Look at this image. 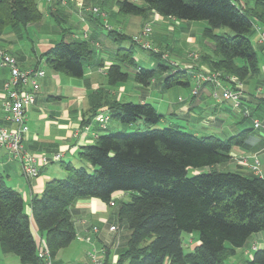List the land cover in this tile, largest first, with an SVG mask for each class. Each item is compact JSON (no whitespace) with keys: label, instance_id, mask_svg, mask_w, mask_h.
<instances>
[{"label":"trees","instance_id":"1","mask_svg":"<svg viewBox=\"0 0 264 264\" xmlns=\"http://www.w3.org/2000/svg\"><path fill=\"white\" fill-rule=\"evenodd\" d=\"M38 1L0 0V39L8 32L21 39L24 30L39 24L43 13ZM90 2L104 11L115 6L122 15L148 19L157 14L165 19L204 21L207 26L202 37L212 42L215 58L203 55L202 64L243 82L260 76L251 38L256 35L255 24L264 27V0H84V8ZM51 15L59 23L67 20L61 19L57 11H51ZM85 18L104 26L102 17L92 12ZM222 27L231 29L234 35H217L216 30ZM60 30L61 40L39 54L37 64L43 62L45 69L72 78H83L91 65L101 67L93 49L95 36L78 38L73 37L71 28ZM116 35L118 41L130 39L108 29V36L115 39ZM148 51L159 60L157 70L141 67L132 55V47H119L106 69L108 86L115 88L131 78L142 88L155 81L164 89L190 87L192 72L167 67L161 63L162 52ZM88 99L90 109L88 117L83 118V127L93 121L98 109L107 107L111 122L131 126L143 120L152 129L99 135L94 144L82 147L78 154L80 160L91 165L90 172L63 164L67 176L45 184L41 196L31 200L30 215L22 194L9 187L0 174L3 254L17 256L22 264H44L38 254L32 218L38 232L45 235L46 247L56 264L59 251L70 246L77 236L71 215L73 205L83 198L110 204L118 192L131 197L129 202H121L117 211L119 223L127 226L130 236L115 264H226L252 235L264 231V178L238 170L214 169L229 164L234 149L245 148L254 128L228 139L199 137L171 127L156 129L163 115L152 104L124 103L102 88ZM246 109L249 110L244 106L242 110ZM204 167L211 170L188 177L189 168ZM184 232L199 234V244L189 253L183 250ZM103 259L104 264H109V250ZM246 264H264V249L257 250Z\"/></svg>","mask_w":264,"mask_h":264},{"label":"crops","instance_id":"2","mask_svg":"<svg viewBox=\"0 0 264 264\" xmlns=\"http://www.w3.org/2000/svg\"><path fill=\"white\" fill-rule=\"evenodd\" d=\"M81 1L82 0H76V6L74 5V2H71L70 5L74 8L76 14L80 16L84 22V32L87 31L89 35L95 36L97 42L94 46L97 47L98 45L100 48L103 45V36L98 32V29L101 26H99L97 23H91L87 21L85 17L89 12L87 10H85L86 12H80L77 6ZM109 10L110 16L118 17V9L115 6ZM106 14L108 17V13ZM151 17L153 19L157 17L160 22H162V20L165 21V18L157 14L151 15ZM119 25V27H123L122 23L120 22ZM182 31L190 35L188 41H186L187 45H197V42L200 44V46L201 44L204 46L206 45V43L199 41L198 38L196 39L194 37L195 31L191 25L183 28ZM76 33L78 32H73V36H78ZM42 42L43 50L39 54L45 52L54 44L53 41ZM0 46L6 49L9 53L13 55L15 54L18 57L19 66L22 69H33L35 66L39 65V68L45 70L46 72L45 77L40 80L41 90L37 96L36 103L27 110V123L29 126V132L24 139V147L26 151L39 159V176L36 178H27L22 172L20 162L13 158L11 154H9L5 149L0 148V174L4 177L9 187L22 194L25 201L26 212L30 215L31 200L35 196H41L45 184L50 180L56 178H65L67 176V172L62 167L63 164L70 163L74 167L79 165L80 167H84L87 170L92 169L90 164L80 160L78 154L82 147L94 144L98 136L105 133H103L104 130L100 129L94 121L85 127L82 126V121L84 117H88V111L90 109L88 97L92 92L100 88L110 90L111 93L114 92L108 86L107 78L106 82H104L102 76L106 77V67L108 68L111 65L115 58L116 51L114 52L109 50L110 53L108 52V57L105 58L103 54L104 50L101 49L102 55L99 56L98 60V63L101 65V67L96 68L93 65L89 66L83 77L84 83H78L72 79L62 76L61 73L51 72L50 70L45 69L43 62L37 64L38 55H36V53V62H31L32 59L28 58L25 53L22 52L20 48H18L17 41L11 33H7L0 39ZM256 47L260 52V56L258 55L260 76L257 79H250L245 83L243 105L249 108L251 104H255L257 106L258 112L254 113L251 109L252 116L247 118L243 115V113L235 112L231 103L229 102L223 101L213 103L211 102L213 99V88L210 85H204L199 95L196 97H192L190 92L185 99L178 97L177 101L181 103L178 107H174L173 104H169V115L177 118L183 116L186 118L196 119L200 122V124L204 125L205 129H207L206 127L211 126L212 128L210 129L218 131L221 134L232 132L230 128L232 127L231 125H235V123L242 124L245 123V121H248L251 124L250 126L253 128V120L255 119L264 123V98L258 96L257 93L258 89L264 86V51L262 50L261 45L256 44ZM199 69L208 70L205 65H200ZM195 71L198 70L194 69L192 72L194 73ZM166 75L167 74H163V76ZM9 78L10 75L8 69L0 68V126L12 128L14 127L13 124H10L4 120L5 112L3 109V104L6 99V93L3 89V84ZM252 81L255 82V86L252 85L250 88H247L246 84H249ZM152 85L154 87H162L159 81L153 82ZM117 87H119V90L122 89V92L126 91L125 87ZM190 89L191 86L189 87V91ZM115 93L117 92H114V94ZM145 100L146 99H143L141 103H147ZM204 103H206L208 106L205 111H203L204 109L202 108ZM105 108L107 107H101L98 109V112ZM258 113L261 114L258 115ZM230 115H232L233 120H231ZM121 127L122 126L118 122L114 124L113 122H110L106 131L108 129L118 131L121 129ZM232 129L239 130V128H235V126ZM249 129L252 128L247 127L244 130ZM193 132L196 135L198 134L195 131ZM55 154L62 155L59 162L53 161ZM254 155L258 156L262 166V174L259 176L264 178L263 130L254 129V132H252L248 138L245 148H236L233 151V157L237 158L243 157L249 158V160H251ZM42 158H45L47 162H43ZM232 161L234 162L235 160L233 159ZM54 163L58 164V168L52 166ZM234 166L239 167L236 168L238 171L249 174L252 173L245 170L242 165H237L235 162ZM250 175L255 174L252 173ZM127 195L129 194L122 192L114 194L113 206L96 198L79 199L73 205L71 208V215L75 224L77 236L73 243L67 248L71 249L74 256H77L78 260L83 259L85 260L84 264H92L90 258V253L92 250L94 248H99V250H101L105 247L107 250H109V264H115L117 262L119 255L125 250L128 240L127 238H129L125 237V231H127L128 228L127 226L121 225L119 223L117 214L119 208L118 201L123 202ZM31 225L38 244H40V242L45 244V235L38 232L32 218ZM94 226L99 228L98 234L91 232L90 228ZM111 226H116L118 231L110 232L109 228ZM87 236L92 237V243H88L84 240V238ZM197 244H199V241ZM243 248L244 257L241 260V264H246L248 260L253 258L254 253L257 250L264 249L263 232L252 235ZM78 250L80 252H78ZM62 251L63 250L59 251L58 257ZM58 257L55 259L56 264L61 263V261L57 260ZM101 257L104 258L105 255ZM0 264L22 263L17 256L11 254L5 255L0 250Z\"/></svg>","mask_w":264,"mask_h":264},{"label":"rangeland","instance_id":"3","mask_svg":"<svg viewBox=\"0 0 264 264\" xmlns=\"http://www.w3.org/2000/svg\"><path fill=\"white\" fill-rule=\"evenodd\" d=\"M38 2H39V9L43 13L42 21L39 24L30 25L26 30H24L21 39H17V37H15L12 34V36L17 41L18 48H20V50H22V52H24L28 58L32 59L31 62H34V61L36 62L35 56L39 55V53L43 50L42 41H53V43H56L61 40L62 33L60 32L61 31L60 27L61 28H71L73 32L77 31L78 33L76 34L79 37H82L83 34L85 33L83 30L84 22L82 21L81 17L76 14V11L74 10V8L70 5L71 2H74L75 3L74 5L76 6L77 4L76 0L75 1H72V0H39ZM78 4L79 5L77 6L80 12L87 10L88 12L91 13L93 12L92 11L93 8H98L100 11L99 16L102 17L103 19L102 21H104V26L100 27L98 29V32L101 33V35L103 36V40H102L103 45L100 48L95 47V46L93 47V49H95V51L97 52L99 56L102 55L101 49L104 50V53H103L104 57L107 58L108 52L110 53L109 50L115 52L119 47L124 48V49H129L132 47V55L141 67L148 69V70H157L158 64H159L158 58L153 56L148 50L143 49L140 45H136L135 43L133 44L132 38L141 37L142 38L141 42L150 43L153 48L159 50V52H162L169 57L166 60L164 59L161 60V63L165 64L167 67H171V62H175L180 67L184 66V67L190 68L191 70L189 71L192 72L194 69H197L199 71L200 65H205L206 68H208V70H210L211 72L219 73L221 80L224 82L229 81L228 80L229 76H234V75L226 74L221 70H215L213 68H210L206 63L202 64L203 55H208L212 58H215L212 42L209 40H204L202 38L203 29L207 26L206 22L204 21L187 22V21H181V20H176V19H174L175 20L174 21L169 18V19H165V21L162 20V22H160L157 17L153 19L150 16L147 19L141 16L122 15V14H118V17L117 16L112 17L109 15V12H110L109 9L111 8H106V10L104 11L97 5H94L93 2H90L87 8H84L83 0ZM51 11H54V12L57 11V15L61 17V19L67 18V20L65 22L59 23L56 17L51 15ZM106 13H108V17ZM95 15L98 16V14H95ZM119 22L122 23V26L124 28L119 27L120 26ZM106 25L109 28H112L114 31H118L122 34L129 36L130 39L118 41L117 35L114 37L115 39L111 38L110 36H108V28L105 27ZM188 25H191L193 27V30L195 31L194 37L196 39L198 38L199 41H203L204 43H206L205 46L202 44L200 46L198 42L196 43L197 45H187L186 41H188L190 35H188L186 32H183L182 29L188 27ZM145 28H149L151 30L150 33L147 34V36H143L145 35L144 33ZM216 34L222 35V36H233L234 35L233 31L227 27H222L220 29H217ZM251 40L255 47H256V44H259L258 42L256 43V36L252 37ZM66 41H68V38H66ZM95 44L96 43H94V45ZM256 51L258 52V55L260 56L259 54L260 52L257 49V47H256ZM62 76L72 79L78 83H84L83 78H72L64 74H62ZM192 77L193 75H191V79H190V86H191L190 91H189V87H181V86L172 87L171 89H164L163 87H154L153 85L147 88H142L140 85L134 82L133 79L130 78L124 84L119 85L121 87L126 88L125 92H122V89L119 90V87L111 88L112 91L117 92L115 94L113 92L112 95L116 96L121 102H124V103L139 104L141 103L143 99H146L145 101L155 106L157 108V111L160 112V114L164 113L162 114L163 119L155 127L156 129H164V128L171 127V128H175V129L189 132V133H194L193 131H195L196 133H198L197 135L199 137L216 136L220 139H228L231 136L239 134L241 131H243L247 127L253 128L250 126L251 125L250 122L245 121V123H242V124L235 123V125H231L232 127L230 129L232 132L221 134L218 131L210 129L212 128L211 126L206 127L207 129H205L204 125L200 124V122L196 119L186 118L183 116L177 118L172 115H169V112H168L169 104H173L174 107H178L181 104L177 101L178 97L185 99L187 98L189 92L191 95L192 86L194 84V80ZM102 78L104 82H106V77L102 76ZM240 81L242 82L243 86H245L246 81L245 82H243L242 80ZM252 85L255 86L254 81L250 82L249 84H246V87L250 88V86ZM212 88H213L212 96L214 100L212 99L211 102L213 103L223 102V101L228 102L225 99H223L221 89L217 90L216 92L217 97H215L216 90L214 87ZM261 88L264 90V86H262ZM242 103H243V100H242ZM207 107H208L207 104L204 103L202 105V108L204 109L203 111H205ZM243 108H244V105L242 104L241 108L239 109L242 110ZM239 109L233 108L235 112L242 113V111H240ZM248 109L250 113H252V110L254 113L258 112L257 106L255 104H251V106ZM259 114L261 113H258V115ZM230 118L231 120H233L232 115H230ZM112 122L114 124L117 121H112ZM121 126H122L121 129L118 131L108 129L107 131L104 130L103 133H118V132L133 133V132H144L149 129H152V128H148L143 120H138L135 124L131 126H123V125ZM234 126L235 128H239V130H236V129L233 130L232 128ZM241 158L233 157V159L235 160L234 162L237 163V165H242L239 162ZM234 162L232 161L229 164H225V165H217L214 169L219 172H226V171L235 172L237 171L236 168H239V167L238 166L235 167ZM52 166L58 168V164L56 163L52 164ZM79 167H80L79 165L75 166V168H79ZM242 167H244L245 170L250 171V169L247 166L242 165ZM210 170L211 169L209 167H204V168H199V169L189 168L188 177H193L201 173H208ZM261 170H262V166H261ZM88 172H90V170H88ZM124 199H125L124 200L125 202L127 201L129 202L131 200V197L127 195V197H125ZM120 203L121 201H118V205ZM263 234H264V231H263ZM129 236H130V232H129V229H127V231H125V237H129ZM198 239H199L198 232H193V233L184 232L182 234V245H183L184 252L185 253L192 252L194 250V247L198 245L197 244ZM62 250L63 251L59 255V257L57 255L58 257L57 260L61 261L60 264H84L85 263L84 262L85 260L83 259L78 260L77 256H74L71 249L64 248ZM97 251H99V248H97ZM78 252L80 251L78 250ZM243 253H244V248L238 249L236 252V255L228 259L226 261V264H241V260L244 257ZM99 255L101 257V254Z\"/></svg>","mask_w":264,"mask_h":264},{"label":"built area","instance_id":"4","mask_svg":"<svg viewBox=\"0 0 264 264\" xmlns=\"http://www.w3.org/2000/svg\"><path fill=\"white\" fill-rule=\"evenodd\" d=\"M83 10V9H82ZM93 14L100 15L98 8H93ZM106 28L109 27L106 25ZM256 31L257 42L264 46V27L259 24L254 25ZM149 28H145V35L150 33ZM75 37H79L76 36ZM89 37L86 31L82 38L87 39ZM134 41L145 50H152L153 52L159 53V50L152 47L148 42H141V37L133 38ZM99 47V46H97ZM169 57L162 53V59L166 60ZM171 67L179 70H191L188 67H180L175 62H171ZM0 68H6L9 71L10 78L3 84V89L6 93V99L3 104L5 112L4 120L14 127L8 128L0 126V148L5 149L11 156L17 159L22 167V172L27 178H36L40 174L39 159L28 153L24 147L25 136L29 132V126L27 123V110L29 107L34 106L36 99L41 90L40 80L45 77V70L39 69H22L19 66V62L15 56L0 47ZM194 84L192 86L191 95L196 97L199 95L204 85H211L215 88V97H217V90L221 89L223 99L230 102L234 109L241 108L242 100L244 97V86L242 82L236 76H229L228 82L222 81L220 74L211 72L210 70L200 69L198 72H192ZM230 82V83H229ZM226 85H225V84ZM258 96L264 98V90L258 89ZM240 110V109H239ZM243 112L245 117L250 116L249 110H240ZM93 121L99 126L100 129L106 130L111 122V115L107 108L99 111L94 117ZM254 129L264 131V123L260 120H253ZM61 154H55L53 157L54 162L61 160ZM43 162H47L45 158H42ZM239 162L247 166L251 172L255 175H261V163L257 155H254L251 160L249 158H241ZM110 205H114L112 201ZM94 234L99 233V228L94 226L90 228ZM110 232L118 231L116 226L109 228ZM84 240L88 243H92V237L87 236ZM101 256L106 255L107 248H102L97 251L96 248L90 253L92 264H104V259ZM39 257L44 261V264H54L52 256L46 247V244L40 242L39 244Z\"/></svg>","mask_w":264,"mask_h":264}]
</instances>
